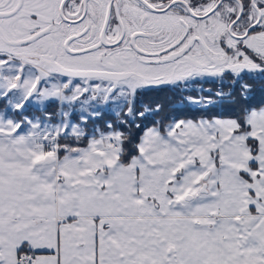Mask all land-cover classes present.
<instances>
[{"label": "snow or ice", "instance_id": "snow-or-ice-1", "mask_svg": "<svg viewBox=\"0 0 264 264\" xmlns=\"http://www.w3.org/2000/svg\"><path fill=\"white\" fill-rule=\"evenodd\" d=\"M0 264H264V0H0Z\"/></svg>", "mask_w": 264, "mask_h": 264}]
</instances>
